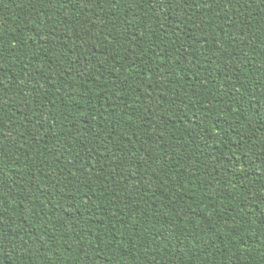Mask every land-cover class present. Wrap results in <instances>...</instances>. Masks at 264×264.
Masks as SVG:
<instances>
[{
	"label": "trees",
	"instance_id": "1",
	"mask_svg": "<svg viewBox=\"0 0 264 264\" xmlns=\"http://www.w3.org/2000/svg\"><path fill=\"white\" fill-rule=\"evenodd\" d=\"M0 264H264V0H0Z\"/></svg>",
	"mask_w": 264,
	"mask_h": 264
}]
</instances>
